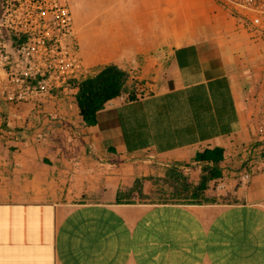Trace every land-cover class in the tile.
<instances>
[{"label": "crops", "instance_id": "1", "mask_svg": "<svg viewBox=\"0 0 264 264\" xmlns=\"http://www.w3.org/2000/svg\"><path fill=\"white\" fill-rule=\"evenodd\" d=\"M129 1L154 16L155 46L124 21L103 33L90 17L75 29L79 57L96 73L116 64L165 90L110 101L95 126L82 120L77 90L0 98V264H264V141L252 131L241 52L255 32L218 0ZM214 147L225 160L213 184L235 202H117L146 176L145 157L167 167Z\"/></svg>", "mask_w": 264, "mask_h": 264}, {"label": "built area", "instance_id": "2", "mask_svg": "<svg viewBox=\"0 0 264 264\" xmlns=\"http://www.w3.org/2000/svg\"><path fill=\"white\" fill-rule=\"evenodd\" d=\"M74 0H0V98L6 101L39 102L53 92L77 90L74 80L96 75L79 57L73 26ZM239 13L251 12L254 22L264 16V0H228ZM13 36L18 38L15 45ZM11 49L10 55L6 50ZM140 97V96H137ZM132 99L128 96L127 101ZM250 180V173L239 182ZM217 190L225 183L216 182ZM215 190V188H214Z\"/></svg>", "mask_w": 264, "mask_h": 264}, {"label": "trees", "instance_id": "3", "mask_svg": "<svg viewBox=\"0 0 264 264\" xmlns=\"http://www.w3.org/2000/svg\"><path fill=\"white\" fill-rule=\"evenodd\" d=\"M14 44L18 38L13 36ZM71 86L77 88L75 95L79 114L87 126L97 124V114L106 105L123 95H128L132 100L137 99V89L131 84L130 74L116 64L102 67L96 75L83 80H74ZM0 105L2 103L0 102ZM2 132L8 138L12 131L8 126L7 116L4 114ZM13 131L22 132L24 129ZM113 150V149H110ZM225 149L222 147L206 148L197 152L188 161H172L167 163L164 177H144L137 179L132 187L120 189L117 193V202L123 204H190L210 205L217 202L231 204L235 200L220 197L214 193L212 184L223 177V162ZM189 170H197L199 179L192 180ZM154 189L148 192L147 184Z\"/></svg>", "mask_w": 264, "mask_h": 264}, {"label": "rangeland", "instance_id": "4", "mask_svg": "<svg viewBox=\"0 0 264 264\" xmlns=\"http://www.w3.org/2000/svg\"><path fill=\"white\" fill-rule=\"evenodd\" d=\"M218 3L225 10L232 13L233 16L238 19V24L247 29L248 33L255 32L256 34L249 36V41H253V43L249 44V48L248 45L244 47V50L241 52L246 60L245 65H248L246 68L251 74L249 77L250 84L248 85L250 88L249 92L251 94V98L246 102L247 108H249L252 113V131H254V137L256 140L261 139L264 141V16L259 15L260 21L254 22V15L251 12H237L232 1L218 0ZM72 11L74 29H77L79 25L84 24L90 19V17L93 19L90 26H94L97 21H101L100 25L104 29L103 33L108 31V29L113 26L112 21H124V27L129 29L130 36H134V39L138 42L143 40L151 41L152 46H155L157 43L155 18L144 9L141 3H137L136 1L74 0ZM111 13L116 14L112 17ZM96 14L98 15L96 18L97 20L95 19ZM122 14H124V18H121ZM100 38H107V35L102 34ZM11 53V49L6 50V54L10 55ZM3 70L9 72V68L0 66V79L5 76ZM131 84L135 85L137 89V96L140 97L150 95L154 92H159L167 88L165 85H163V87H156L154 85L156 83L140 79H131ZM144 161V166L141 169V172L145 173L146 176L142 177L158 178L161 177L160 175L164 174L165 170H167V167H164L162 164L159 165L153 162L152 158L145 157ZM188 174L192 180L197 181L199 179V172L197 170H189ZM212 188H215L214 193L217 196H228L231 201L233 200L230 194H226L225 190H217L216 186L214 187V184H212ZM150 189H154V187L148 183L146 190L149 192Z\"/></svg>", "mask_w": 264, "mask_h": 264}]
</instances>
